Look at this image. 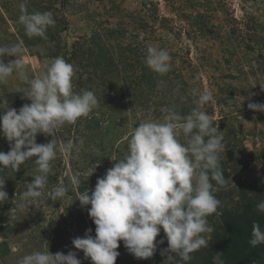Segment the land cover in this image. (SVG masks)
<instances>
[{
    "label": "rangeland",
    "instance_id": "rangeland-1",
    "mask_svg": "<svg viewBox=\"0 0 264 264\" xmlns=\"http://www.w3.org/2000/svg\"><path fill=\"white\" fill-rule=\"evenodd\" d=\"M218 165L264 202V0H0V264H206Z\"/></svg>",
    "mask_w": 264,
    "mask_h": 264
},
{
    "label": "trees",
    "instance_id": "trees-1",
    "mask_svg": "<svg viewBox=\"0 0 264 264\" xmlns=\"http://www.w3.org/2000/svg\"><path fill=\"white\" fill-rule=\"evenodd\" d=\"M198 163L206 166L207 160ZM211 173L213 174L208 177H211L212 181L206 183L210 188H214L213 196L216 198V210L220 212V218L214 228L209 248L204 250V253L194 250L193 254L202 256L206 264L212 260L219 261L220 264H264L263 198L261 202L246 198L241 214H231L223 205L218 193L227 184L225 170L222 165H218ZM70 189L72 191L71 186ZM228 193L231 194V191ZM230 194L227 195L230 197Z\"/></svg>",
    "mask_w": 264,
    "mask_h": 264
}]
</instances>
